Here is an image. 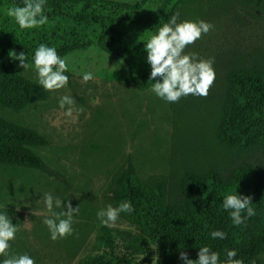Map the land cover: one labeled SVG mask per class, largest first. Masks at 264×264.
Returning <instances> with one entry per match:
<instances>
[{"label": "rangeland", "instance_id": "1", "mask_svg": "<svg viewBox=\"0 0 264 264\" xmlns=\"http://www.w3.org/2000/svg\"><path fill=\"white\" fill-rule=\"evenodd\" d=\"M107 1L129 7L118 13L121 25L76 22L55 10L47 24L21 30L6 14L15 5L0 4V54L23 78L37 83L32 68L23 70L10 55L25 51L31 65L40 43L66 49L62 57L72 69L67 89L46 91L45 99L10 116L47 140L45 147L32 149L46 171L0 165V207L6 206L12 223L20 228L13 250L28 252L36 264H78L96 251L101 228L128 238L137 235L121 215L111 226L101 225L96 217L106 205L115 206L110 188L128 163L138 178H162L172 185L184 171L212 168L227 175L244 163L264 171L262 153L225 149L215 134L227 74L264 67V0H191L183 7L176 6V0ZM174 13L179 14L178 22L202 19L214 26L186 51L213 58L216 77L207 96L189 95L167 103L151 92L155 80H149L144 43ZM84 71H92L93 80L83 82ZM61 95L75 98L71 117L58 106ZM81 107L84 111L77 112ZM44 192L73 207L78 204L73 234L49 238L42 222L49 215L40 198ZM151 246L137 262L158 264L156 247Z\"/></svg>", "mask_w": 264, "mask_h": 264}, {"label": "trees", "instance_id": "2", "mask_svg": "<svg viewBox=\"0 0 264 264\" xmlns=\"http://www.w3.org/2000/svg\"><path fill=\"white\" fill-rule=\"evenodd\" d=\"M23 6V0H0ZM191 0H176L179 7ZM129 7L107 0H48V17L55 10L70 14L76 22L121 25L118 13ZM104 49H108L101 42ZM66 49H57L60 56ZM227 90L217 120L215 134L219 145L238 152L264 155V67H250L227 74ZM46 90L23 78L15 66L0 54V165L46 171L32 149L45 147L47 140L34 130L15 124L10 116L25 106L42 101ZM251 196L255 215L234 226L224 211V196L237 192ZM114 205L132 202L134 212L121 217L135 227L133 238L108 228L96 236V251L78 264H141L156 247L158 264H183L186 252L197 258L198 248L208 245L226 259L225 250L235 249L243 264H264V171L257 165L241 164L227 175L207 168L184 171L179 183L162 178L140 179L131 164L122 166L110 188ZM227 233L224 240L211 239L212 230Z\"/></svg>", "mask_w": 264, "mask_h": 264}, {"label": "clouds", "instance_id": "3", "mask_svg": "<svg viewBox=\"0 0 264 264\" xmlns=\"http://www.w3.org/2000/svg\"><path fill=\"white\" fill-rule=\"evenodd\" d=\"M47 2L48 0H23V6L9 7L6 14L14 18L21 30L39 28L49 20L46 13ZM178 16V13H174L144 43L146 63L150 66L149 80H155L151 92L167 103H176L181 97L189 95L207 96L216 77L213 58H200L197 53L186 51L189 45L194 44L202 35L208 34L214 26L202 19L178 22ZM10 57L19 61L18 67L23 70L31 67L36 74L37 84L44 90L55 93L68 88V73L72 69L55 47L40 43L34 49L31 65L25 51H12ZM93 77L92 71H84L81 75L85 83L93 80ZM57 103L59 108L64 109L65 116H72L76 104L74 97L61 95ZM76 111L83 112L84 109L81 107ZM40 198L49 214L42 221L47 227L49 238L55 241L67 234H73L76 231V217L73 213L78 211V204L73 207L68 200L54 197L51 192L42 193ZM251 200V196L238 191L224 196L223 209L231 218L232 225L240 226L255 215V209L250 206ZM61 208L63 211H56ZM132 212V202L123 200L116 206L108 204L98 210L96 217L101 225L111 226L116 223L121 213ZM19 231V226L12 223L6 206L0 207V264H36L28 252L19 253L13 250L12 242ZM209 235L211 239L219 240L227 237V233L219 229L212 230ZM225 255L226 259L221 260L220 253L208 245L198 248L195 260L189 259L184 251L179 253L183 264H243L242 260L236 258L235 249H226Z\"/></svg>", "mask_w": 264, "mask_h": 264}]
</instances>
